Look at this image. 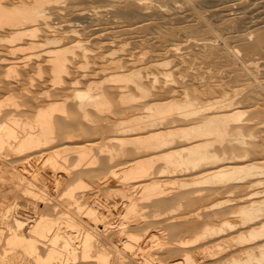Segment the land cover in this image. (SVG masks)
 Returning a JSON list of instances; mask_svg holds the SVG:
<instances>
[{
  "label": "bare ground",
  "instance_id": "bare-ground-1",
  "mask_svg": "<svg viewBox=\"0 0 264 264\" xmlns=\"http://www.w3.org/2000/svg\"><path fill=\"white\" fill-rule=\"evenodd\" d=\"M216 1L0 0V94H8L0 102V264H111L104 247L93 252L94 228L85 229L71 207L82 208L78 189L117 184L124 198L112 203L126 214L146 216L148 201L174 191L205 200L186 211L191 231L171 242L182 254L166 264H199L200 257H220L210 264H264V72L246 56L264 57V16L257 14L260 4L240 0L260 19L252 22L256 14L249 9L251 24L246 19L248 29L238 31V20L241 29L245 21L237 11L245 8L234 16L236 1L219 0L213 7ZM191 34L204 52L201 59L227 62L226 78H218L221 67L218 75L182 67L187 53H194V47L187 52L193 43L184 46ZM123 38L133 47L124 42L118 48ZM34 71L43 83H36ZM72 110L76 123L59 126ZM82 122L102 124L81 137L74 129ZM98 162L106 174L93 175ZM46 200L61 209L58 216H44L39 204ZM181 200L155 207L152 218L175 211ZM96 206L88 218L102 222L96 231L106 235L115 207L107 205L108 212ZM20 211L27 212L24 218ZM62 222L69 229H61ZM119 225L123 246L140 262L157 264L152 247L161 233L151 225L147 236Z\"/></svg>",
  "mask_w": 264,
  "mask_h": 264
},
{
  "label": "rangeland",
  "instance_id": "rangeland-1",
  "mask_svg": "<svg viewBox=\"0 0 264 264\" xmlns=\"http://www.w3.org/2000/svg\"><path fill=\"white\" fill-rule=\"evenodd\" d=\"M219 1V0H218ZM218 1H216V2H212V4L213 3H216V4H218L217 2ZM231 1V2H230ZM228 0V2L229 3H234V1H236V3L237 4H239L238 2H240V0ZM249 1L250 0H248V1H245V2H247V3H249ZM255 2H256V5L257 4H262L261 6L259 5H255L254 6V3L255 2H253V0H251L250 1V6H252V7H255V8H258V10L259 11H263L261 14L259 13V11H258V13L257 12H255V8H252V7H248V4L246 5L245 4V2H244V6H242V4L240 3L238 6L237 5H235L236 3H234V5L236 6V8H235V6L232 8V9H234V10H231L230 12H231V14L233 13L234 14V12L236 11V9L237 10H239V9H244L245 8V10H239V11H237V13H238V15H242V14H244V16H243V20L245 21L246 19H247V21H248V23H249V21H250V19L251 18H249V17H252V15H250L253 11L255 12V14L257 13V14H259L261 17H263L264 16V9H261L262 7H264V0L263 1H260V0H254ZM260 2H262V3H260ZM220 4V3H219ZM218 4V5H219ZM211 5V4H210ZM214 5L215 4H213V7H214ZM220 6V5H219ZM247 8H246V7ZM212 6H207V11H209V8H211ZM215 7H217L216 5H215ZM261 7V8H260ZM206 8V7H205ZM239 8V9H238ZM253 9V11L251 10H249V9ZM248 9V10H247ZM247 10V11H246ZM257 10V9H256ZM248 13V11H250L248 14L250 15V16H248L247 15V13ZM241 12V13H240ZM245 12V13H244ZM253 12V13H254ZM232 14V15H233ZM245 14H246V16H245ZM257 14L254 16V20L253 19H251V21L253 22V21H255V18H257ZM236 15V12H235V14H234V16ZM260 16L256 19V20H258V19H260ZM247 17V18H246ZM214 18H215V16H214ZM213 18V19H214ZM216 18H217V16H216ZM253 18V17H252ZM217 19H219V18H217ZM238 19H239V17H238ZM249 19V20H248ZM214 20H216V19H214ZM247 21H245V23L243 24V29H241L242 27V23H241V21L240 20H238V31H242V30H246V28L248 27V25L249 24H251V21H250V23L249 24H246L247 23ZM240 22V23H239ZM247 25V26H246ZM246 26V27H245ZM245 27V28H244ZM248 29V28H247ZM228 34V33H227ZM192 36H193V34H191ZM226 35V34H225ZM196 37H197V35H196ZM194 38V41L192 40ZM125 39L126 38H123V42H118L117 43V47L119 48L120 47V45L121 46H124L123 45V43L125 42ZM188 39H189V41H186L185 42V45L184 46H191L192 45V43H193V46L192 47H188V50H187V52H190L191 50L190 49H192L193 47H194V49H192V50H194L193 52V54L192 55H190L191 54V52L188 54L187 52V60H186V63H188L187 65H186V63H185V67H184V64H183V68H187V70H189V72L190 73H196V72H198L197 70L199 69V70H201L202 71V69L203 70H205L206 71V69H209V70H207V73L208 72H210V73H208V74H211V73H214L216 70H217V74H216V72H215V75H218V72H219V74L221 73H223L224 75H220L219 77L218 76H216V77H218V78H223V76L225 77H227V74L229 73L228 71H229V69L228 68H226V69H228V71H224V70H226L225 68H222V67H228V64H227V62L224 60V59H222V58H220V59H218V61H215V62H207V59H206V57H205V59H201V57L202 58H204V56L205 55H203V51H200L199 50V48L198 47H196V45L194 44V42H195V37L193 36V37H191V41L192 42H190V37L188 36ZM127 40V39H126ZM235 40H233V44L234 43H236V41L234 42ZM127 42V41H126ZM126 42L124 43V44H126ZM131 41H129V42H127L128 43V46H124L125 48H130V47H133V46H131L130 44H132V42L130 43ZM119 43H120V45H119ZM188 43H190L189 45H186V44H188ZM232 43V42H231ZM133 45V44H132ZM127 48V49H128ZM135 49L137 48V47H134ZM139 49V48H138ZM141 49V48H140ZM187 49V48H186ZM185 50V49H184ZM190 50V51H189ZM186 51V50H185ZM197 52V53H196ZM202 52V53H201ZM253 52V51H252ZM254 53V52H253ZM252 53V54H253ZM255 53H257V52H255ZM194 54L197 56H194ZM199 54H201V55H199ZM251 54V52H249L248 54H246V56L247 55H249V58L247 57V60H250L249 62H251V64H252V66H254V65H256V68L255 69H257L258 71H260V75H261V73H262V71L264 72V57L262 56V55H260L259 53H257V54H259L258 55V57H257V54H253V56H251L250 55ZM198 55H199V57H198ZM203 55V56H202ZM254 55H256L255 57H257V58H253L254 57ZM201 56V57H200ZM251 56V57H250ZM166 59H171L172 58V56L171 55H165L164 56ZM168 57V58H167ZM170 57V58H169ZM190 58H192V61H190L191 59ZM200 58V59H199ZM252 58L253 59H255L254 60V62L252 61ZM199 59V60H198ZM257 59V60H256ZM202 60H205V61H203L204 62V64H205V69L203 68V62H200V61H202ZM222 61H224V64H222L221 62ZM190 62H194V65H193V63H190ZM226 62V63H225ZM196 63V64H195ZM214 63H216V65L214 64ZM258 63V64H257ZM260 63V64H259ZM192 65V66H194V68H195V71H194V69L192 68V66H190V65ZM203 64V65H202ZM207 64H209L210 66H211V64H213L212 65V68L209 66V65H207ZM195 65H197V66H195ZM220 65V66H219ZM225 65V66H224ZM187 66V67H186ZM202 66V67H201ZM215 66H217V67H215ZM0 67H3L2 66V64L0 63ZM191 67V68H190ZM220 67L222 68V70H223V72H221L222 70L220 69ZM210 68L212 69V70H210ZM197 69V70H196ZM214 69H215V71H214ZM218 69H220V70H218ZM0 70H1V68H0ZM227 72V73H226ZM4 74V73H3ZM2 73L0 74V75H3ZM34 74V76H36V83H43L41 80H38L39 79V77H38V74H36L35 75V71H34V73H32V75ZM263 74V73H262ZM225 77V78H226ZM39 81V82H38ZM5 94V95H4ZM3 95L2 94H0V102H2V103H4L6 100H7V95L8 94H6V93H4ZM6 97V98H5ZM22 97H24V96H22ZM22 97H20L21 99H22V101H27L26 99H28V97H24V98H22ZM4 98H5V100H4ZM6 107V106H5ZM73 111V110H72ZM70 112L71 113V115H73L72 117L70 116L69 117V119H65V118H58L57 120V124L59 125V126H63V123H65L66 125L67 124H69V122H74V123H76V119H74V117H75V113H74V111L73 112ZM95 117H97V118H99V120H100V116H97V115H95ZM68 120V121H67ZM75 120V121H74ZM100 121H102V120H100ZM61 124V125H60ZM80 124V122L78 123V125ZM91 124V123H90ZM89 123L88 124H86V123H84V122H82L81 123V125L80 126H77L74 130L75 131H79V132H81L82 134H81V137H85V136H88V134H90V133H93L94 131H95V129L97 128V125L99 126L100 124H102L101 122L100 123H94V125L93 124H91V126H89L90 125ZM68 126V125H67ZM66 127V126H65ZM64 126H63V128H65ZM79 127V129H77ZM85 127L87 128V129H85ZM88 127H90V128H88ZM66 129V128H65ZM85 130V131H84ZM88 130V131H87ZM88 134H87V133ZM86 133V135L84 136V134ZM96 151L98 152V149H96ZM33 155H35L34 153H32ZM32 154H30L33 158L32 159H34V156L32 155ZM72 154H73V156L75 157L76 156V154L74 153V152H72L71 153V159H70V161H74V157L72 156ZM107 154V153H106ZM105 153H103V154H99V155H101V159L100 160H104L105 161V159H103L102 157H103V155H105V156H107ZM99 164V165H98ZM102 164V163H101ZM99 162L98 163H95V164H92L93 165V167L94 168H92V165H91V167H87L88 169H90V168H92V169H90L91 171H92V173H93V175L94 174H96L97 175V173L99 174V171L101 172V175H103L104 173L106 174V172H107V169H103V168H99V166L101 165ZM107 164V162H104L103 163V165L105 166ZM109 164V163H108ZM108 164H107V166L106 167H108ZM97 166V167H96ZM99 168V169H98ZM98 171V172H97ZM106 171V172H105ZM109 173V172H108ZM93 175H91V176H93ZM95 175V177H89L88 176V178L90 179L91 178V180H94L93 178H95V180H96V178H97V176ZM67 185V184H66ZM118 185V184H117ZM110 185L109 187L110 188H108L107 189V186H94L93 188H88V189H78L77 190V195H79L80 197H81V199H82V197H83V199H82V202H83V205H82V210L78 207V206H76V205H73V207H71V210L72 209H75V210H72L73 211V213L75 214V213H77V215H78V213H79V215L81 216V218H82V222H83V224L82 225H84V227H85V229H86V227L88 226V224H90V225H92L93 226V228H94V236H92V238H91V240H90V242H92L91 243V245H92V249H93V252H96V250H98V249H100L101 248V250H103V247L105 248V250H107V251H109L110 252V255H111V259H112V261H111V264H122L121 263V260H123L122 262H127L126 264H142L143 262V264H147V263H145V261H141L140 262V260H138V258H137V255H135L134 254V252L133 251H130L131 249H129L128 247H124L123 246V244H122V241L120 242V240L121 239H119V234L117 233L118 232V227L120 226L119 224H121V225H124L125 226V228L126 229H128V230H130L129 232H133V233H137V234H142V235H145V236H147L148 234L147 233H149L148 231H151V230H153V231H156V230H158V232H160L161 233V236H159V240L160 241H157L156 242V244L154 243L157 239H155L154 240V242L153 241H149V243L150 242H152V243H154V246L152 247V256L153 255H155L154 257H155V261L157 262V264H159V262H161V264H163V263H167L169 260H171L172 258H178V257H180L181 256V252H180V250L178 249V248H176V246H174L175 244L173 243H171V242H173V240H175V238H177L178 236H180V235H182V234H186V233H188L189 232V230L191 231V229H190V227H192V226H190L189 224H188V226H190L189 227V229H188V227H187V229H186V224L187 223H190V222H192V221H189V222H187L188 220H186L185 218H184V216H185V214H188L187 212H190V210L192 211V210H194L195 208H197L200 204H202L205 200H203V199H200V198H197L195 195H193V194H191V193H188V192H186L185 194H183V193H181L180 195L179 194H177L178 192L177 191H174V193L175 192H177V193H175V195H174V193L172 192V194H170V195H167V196H169V199H168V197L167 196H161V197H159V196H156V197H154V198H152V202L154 203V204H152V202L150 201H148V203L150 204V206L149 207H151L150 209L152 210H150L149 208H148V210H146L143 214L144 215H146V214H148V215H146V216H140L139 214H132L133 213V211H128V214H126L127 213V211L125 212V209H123V208H119V210L116 212V210L118 209V207H120V206H118L117 205V209H116V206L114 205L115 203H114V200H115V202H118V203H116V204H120L121 203V201H122V198H124V195L121 193V191L119 192V190L118 189H121L123 186H122V184L121 185ZM64 187H66L65 186V184L63 185ZM99 187V188H98ZM101 187V188H100ZM103 187V188H102ZM106 187V188H105ZM114 187H117V188H115V191H111V189L113 188L114 189ZM119 187V188H118ZM104 190V191H103ZM106 190V191H105ZM110 190V191H109ZM99 191H103L102 193L105 195V196H101V198H100V195L98 194V192ZM107 191H108V193L109 192H112L111 194L109 193H107ZM117 191V192H116ZM97 194V195H96ZM102 195V194H101ZM106 195L107 196H109L108 198L106 197ZM122 195V196H121ZM172 195L173 196H175V197H172ZM192 195V196H191ZM67 196V195H66ZM66 196L64 197V200H66V199H68V197L66 198ZM178 196V197H177ZM104 197H106L107 199H105ZM196 197V198H195ZM225 197H229V194L228 195H226ZM230 197H233V195L232 196H230ZM96 198V199H95ZM97 198H100V199H97ZM160 198V199H159ZM178 198H180V200L182 201V204L180 205V207L179 208H177L175 211H172V212H170V213H165V214H162L163 216H155L154 218H152L154 215H153V213H154V211H157V209H164V208H166V206L168 205V203H170L171 202V204H170V207H171V205H173V204H175L176 203V201L178 200ZM86 199V200H85ZM88 199V200H87ZM93 199H95V200H97V201H101L102 202V204L100 203V204H98L100 207H101V209H105L106 207H107V205H108V207L110 206L111 207V209H112V207H115V208H113V210L114 211H112L113 212V214H112V212H110L111 210L109 209H107L106 208V210H108V212H110L111 213V215H113L114 217H112L111 218V220L113 221V224H115V225H113V224H110L111 226H109V229L110 230H108V233H106V235H105V233L104 234H101V233H97V231L98 230H100L99 229V226L100 227H103V224H101L102 222H99L98 221V223H95L92 219H89L88 217V209L90 208V207H92V205H94V206H96L95 205V203H94V200ZM114 199V200H113ZM157 199V200H156ZM162 199V200H161ZM90 200V201H89ZM109 200H111V201H109ZM113 200V201H112ZM165 202H164V201ZM105 203H104V202ZM107 201V202H106ZM202 201V202H201ZM45 202V203H44ZM44 202H40V204H39V207L41 208V211L43 212V214H44V216H46L47 214H48V216L49 215H52V217L54 216V217H56V216H58L59 214H60V211H61V209H59V207L57 208L56 206H55V204H54V202H48L47 200L46 201H44ZM47 202V203H46ZM89 204H88V203ZM90 202L92 203V204H90ZM114 204H113V203ZM143 204L144 203H147V202H142ZM200 203V204H199ZM155 204H156V206H155ZM160 204V205H159ZM50 205V206H49ZM87 205V206H86ZM96 206L97 208L99 207V206ZM105 206V208H104V206ZM112 205V206H111ZM114 205V206H113ZM164 205H166V206H164ZM72 206V205H71ZM75 206V207H74ZM102 206H103V208H102ZM183 206V207H182ZM185 206V207H184ZM78 207V208H77ZM157 209H156V208ZM162 207V208H161ZM167 207H169V205L167 206ZM43 208V209H42ZM57 208V209H56ZM77 208V209H76ZM155 208V209H154ZM53 209V210H52ZM84 209V210H83ZM162 209V210H163ZM46 210V211H45ZM78 210V211H77ZM150 210V211H149ZM154 210V211H153ZM178 210V211H177ZM57 211V212H56ZM187 211V212H186ZM26 211H20L19 213H20V215H21V217H22V215H23V213H25ZM47 212V213H46ZM116 212V213H115ZM123 212V213H122ZM130 212H132V213H130ZM186 212V213H185ZM27 213V212H26ZM26 213L24 214V216L22 217V218H24L25 217V215H26ZM54 213V214H53ZM56 213V214H55ZM81 213V214H80ZM85 213V214H84ZM173 213V215H171ZM179 213V214H178ZM121 214H123V215H121ZM168 216H167V215ZM78 215V216H79ZM121 215V216H120ZM124 215H125V217H126V215H128L127 217H128V219H126V218H124L125 219V221H124V223H118V220H120V217H124ZM150 215V216H149ZM153 215V216H152ZM132 216V217H131ZM137 216H139V217H142V218H140V220L138 219V217ZM148 216V217H147ZM178 217V218H176V217ZM136 217V218H135ZM165 217H167V218H165ZM183 217V218H182ZM119 218V219H118ZM121 218V219H122ZM130 218V219H129ZM135 218V219H134ZM173 218H176V219H173ZM88 220L86 223L84 222V220ZM173 219V220H172ZM145 220V221H144ZM128 221V222H127ZM136 221V222H135ZM147 221H148V223H147ZM115 222V223H114ZM138 222V223H137ZM153 222V223H152ZM92 223V224H91ZM104 223V222H103ZM165 223V224H164ZM128 224V225H127ZM155 224V225H154ZM161 224V225H160ZM55 225V224H54ZM61 225H63L62 227H60L61 229L63 228V230L64 231H66L65 230V228L66 229H69V227H68V225L67 224H65L64 222H62L61 223ZM105 225V224H104ZM151 225V226H150ZM157 225V226H156ZM165 225V226H164ZM185 225V226H184ZM95 226V227H94ZM151 227V230H150V227ZM168 226V227H167ZM178 226V227H177ZM83 227V226H82ZM83 227V228H84ZM134 227V228H133ZM149 227V228H148ZM157 227H159V228H157ZM184 227V228H183ZM92 228V229H93ZM176 228V229H175ZM60 229V230H61ZM155 229V230H154ZM62 230V231H63ZM97 230V231H96ZM113 230V231H112ZM115 230H116V232H115ZM127 230V231H128ZM148 230V231H147ZM164 231V232H163ZM143 232H145L144 234H143ZM115 233V234H114ZM147 234V235H146ZM166 234V236H164ZM83 235V234H82ZM81 235V236H82ZM101 235V236H100ZM103 235V236H102ZM80 236V237H81ZM96 236V237H95ZM99 236V237H98ZM150 236V235H149ZM148 236V237H149ZM79 237V238H80ZM101 237L103 238V239H101ZM167 237V238H166ZM76 238V237H75ZM82 238H84V237H81L80 239H82ZM106 238V239H105ZM117 238V239H116ZM157 238H158V236H157ZM78 239V238H77ZM97 239V240H96ZM107 241H105V240ZM165 239V240H164ZM167 239V240H166ZM62 240H64V237L63 238H61V240H60V242L61 243H63L62 242ZM103 240V241H102ZM171 240V241H170ZM111 243H110V242ZM113 241V242H112ZM143 241H144V237L142 236V238H140V240H139V243L137 242V244H141V243H143ZM162 241H165V244H164V242H162ZM170 241V242H169ZM79 242V241H78ZM102 243V244H100V243ZM141 242V243H140ZM159 242H161V244L159 243ZM168 242V243H167ZM60 243V244H61ZM75 243H77V242H75ZM95 243V244H94ZM119 243V244H118ZM94 244V245H93ZM97 244V245H96ZM113 244H115L114 246H113ZM117 244V245H116ZM151 244V243H150ZM149 244V245H150ZM164 244V245H163ZM168 244V245H167ZM170 244V245H169ZM61 245H63V244H61ZM99 245H100V247H99ZM102 245V246H101ZM108 245V246H107ZM149 245L147 246V247H149ZM152 245V244H151ZM162 246V248L160 249V247ZM93 246H94V248H93ZM98 246V247H97ZM109 246H113V247H111V249L109 248ZM157 248H156V247ZM166 246V247H165ZM168 246H169V248H168ZM123 247V248H122ZM174 247V248H173ZM107 248V249H106ZM109 248V249H108ZM115 248V249H114ZM118 248V249H117ZM120 248H122V249H120ZM157 250V249H159V250H155V249ZM62 249L64 250V248L62 247ZM66 249V248H65ZM126 251H125V250ZM179 250V251H176V250ZM62 250V251H63ZM122 250V251H121ZM66 251H67V249H66ZM66 251H63V253H65V254H68V251H67V253H66ZM123 251H125L127 254H129V256L126 254L125 255V253H123ZM108 252V253H109ZM121 254H120V253ZM157 252V253H156ZM117 253V254H116ZM132 253V254H131ZM158 255V256H156V254ZM160 253V254H159ZM162 253V254H161ZM131 254V255H130ZM135 256H134V255ZM178 254V255H177ZM120 255H122V256H124L125 258H127V259H125V258H122V256H121V258H120ZM132 256V257H131ZM134 256V257H133ZM177 256V257H176ZM117 257H119V258H117ZM161 258V259H160ZM203 257H200L199 258V260H198V262H199V264H210V263H212L213 261H217L218 259H220V257L218 258V257H216V258H208V257H204L203 259H202ZM120 261H119V260ZM136 259V260H135ZM169 259V260H168ZM201 259V260H200ZM161 260V261H160ZM204 260V261H203ZM33 261V260H32ZM31 261V264H36L35 263V261L34 262H32ZM93 261V260H92ZM92 261H90V263L92 262ZM115 261V262H114ZM117 261V262H116ZM119 261V262H118ZM130 261V262H129ZM133 261V262H132ZM138 261V262H137ZM165 261V262H164ZM86 262H88V261H85V263ZM95 262V261H94ZM132 262V263H131ZM209 262V263H208ZM89 263V264H90ZM41 264H43V263H41ZM62 264H64V263H62ZM69 264H72V263H69ZM91 264H93V262L91 263ZM124 264V263H123ZM148 264H150V263H148Z\"/></svg>",
  "mask_w": 264,
  "mask_h": 264
}]
</instances>
